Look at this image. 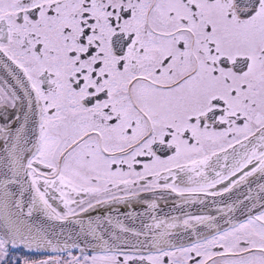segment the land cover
<instances>
[{"label": "snow or ice", "instance_id": "snow-or-ice-1", "mask_svg": "<svg viewBox=\"0 0 264 264\" xmlns=\"http://www.w3.org/2000/svg\"><path fill=\"white\" fill-rule=\"evenodd\" d=\"M0 67V264H264V0H0Z\"/></svg>", "mask_w": 264, "mask_h": 264}, {"label": "water", "instance_id": "water-1", "mask_svg": "<svg viewBox=\"0 0 264 264\" xmlns=\"http://www.w3.org/2000/svg\"><path fill=\"white\" fill-rule=\"evenodd\" d=\"M5 75V70L3 67H0V78H2ZM256 187V186H255ZM253 187V188H255ZM194 207V206H192ZM167 209V208H165ZM146 211V208L141 206H128L125 203H118V204H108V205H102L97 207L96 209L91 210L89 213L84 214L81 218L87 222V220L91 219L95 221L96 219H100L102 221H106V218L111 217L113 220V224L117 220H120L125 224L127 227H132L139 229L140 227V220L135 219L134 214L135 213H143ZM157 214L161 217H164L165 214L168 215H180L177 213H170V212H157ZM131 217V218H129ZM144 220L146 222L148 221L147 217H144ZM48 226L50 230L54 228L56 231L60 230V226L58 223H52L48 222ZM73 225H67L65 227V237L69 231L73 228ZM65 237H62L65 238ZM71 243V241H69Z\"/></svg>", "mask_w": 264, "mask_h": 264}, {"label": "flooded vegetation", "instance_id": "flooded-vegetation-1", "mask_svg": "<svg viewBox=\"0 0 264 264\" xmlns=\"http://www.w3.org/2000/svg\"><path fill=\"white\" fill-rule=\"evenodd\" d=\"M12 110L10 108L8 109H0V123H3L6 118H11ZM258 182H264V181H258ZM256 184L254 183L252 187H255ZM148 195L150 194H143ZM211 199V198H210ZM159 208L157 209V212H170V213H177L182 215L181 208H183V212H191L193 214H205V215H219L217 212V205L208 203L205 205H180L179 198L173 195H165L162 199L158 201ZM128 206H141L144 208H147V205L145 202L140 200H133L130 204H126ZM194 206V207H192ZM222 207L223 205H219ZM167 208V209H165Z\"/></svg>", "mask_w": 264, "mask_h": 264}]
</instances>
